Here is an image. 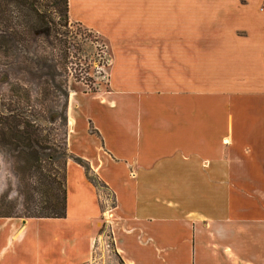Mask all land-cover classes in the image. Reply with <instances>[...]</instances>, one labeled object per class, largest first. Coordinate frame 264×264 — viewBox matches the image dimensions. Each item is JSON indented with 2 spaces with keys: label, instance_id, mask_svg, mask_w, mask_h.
Returning <instances> with one entry per match:
<instances>
[{
  "label": "crops",
  "instance_id": "1",
  "mask_svg": "<svg viewBox=\"0 0 264 264\" xmlns=\"http://www.w3.org/2000/svg\"><path fill=\"white\" fill-rule=\"evenodd\" d=\"M107 44L68 108L65 212L0 216V264H264V0H67ZM113 203L100 204V190Z\"/></svg>",
  "mask_w": 264,
  "mask_h": 264
},
{
  "label": "rangeland",
  "instance_id": "2",
  "mask_svg": "<svg viewBox=\"0 0 264 264\" xmlns=\"http://www.w3.org/2000/svg\"><path fill=\"white\" fill-rule=\"evenodd\" d=\"M53 16V15H52ZM57 21L56 17H53ZM57 33L53 36L34 33L30 36V45L34 46V57L39 61L54 64L51 76L42 75L45 66L41 62L32 65L33 74L21 70L23 64L5 54L9 51L0 49V110L8 101V77L22 83L25 87L36 89L45 84L48 78L64 86L65 94L53 93L42 118L27 116L30 122L40 129L39 148L34 146V151H27L21 158H13L0 147V213L13 217L25 218L39 214L48 184L40 173L51 176L53 182L49 185L53 193L63 188L64 167L69 158L67 151L68 137V108L71 95L76 91L96 92L106 88L107 69L110 55L106 41L96 33L71 22L61 27L56 25ZM33 48V47H32ZM17 52V50H16ZM66 52L64 62L61 55ZM32 55V56H33ZM27 58V54H24ZM61 62V63H60ZM39 70V71H38ZM15 72V73H14ZM41 76L37 77V75ZM32 96V93H30ZM98 183V182H97ZM99 185V183H98ZM100 190V204L102 208H109L113 199L109 192ZM89 264H120L113 248L109 227L103 221L96 236L92 258Z\"/></svg>",
  "mask_w": 264,
  "mask_h": 264
},
{
  "label": "trees",
  "instance_id": "3",
  "mask_svg": "<svg viewBox=\"0 0 264 264\" xmlns=\"http://www.w3.org/2000/svg\"><path fill=\"white\" fill-rule=\"evenodd\" d=\"M53 17H56L57 21ZM67 22V0H0V49L2 48L3 52L9 51V54L5 55L12 57L15 61L22 57L23 59L16 64H20L21 61L23 63L20 66L21 70L27 71L28 74H33L32 65L41 62V65L45 66L42 75L51 76L54 72V64L39 61L40 59L35 60L34 52L32 54L35 47L30 45V36L34 33L53 36V33L58 32L56 25L65 27ZM24 54H27V58ZM66 56V52H63L60 60L64 62ZM39 76L41 74L37 75V77ZM44 83L36 89H32L9 78L7 74L5 84L8 101L3 105L5 112L0 110V147H3L4 151L13 158H21L27 151H34L32 149L34 146L39 148L40 129L30 122L27 116L42 118L49 103L52 102V97L49 95L53 93L64 95L66 93L62 84H57L50 78L44 80ZM69 157L72 156L69 155ZM73 159L84 167L88 179L96 187L101 186L93 174H90L89 167L84 161L77 157H73ZM40 174L48 187L38 208L40 213L28 217L63 216L65 212V175L63 188L58 195V192L53 193L49 187L53 182L51 176L46 173ZM0 216L9 217V215L1 213Z\"/></svg>",
  "mask_w": 264,
  "mask_h": 264
}]
</instances>
